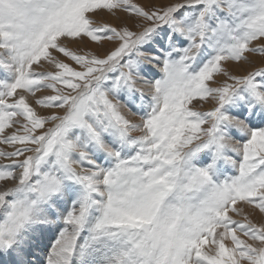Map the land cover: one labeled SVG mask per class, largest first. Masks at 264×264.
Returning <instances> with one entry per match:
<instances>
[{"label": "snow or ice", "instance_id": "1", "mask_svg": "<svg viewBox=\"0 0 264 264\" xmlns=\"http://www.w3.org/2000/svg\"><path fill=\"white\" fill-rule=\"evenodd\" d=\"M0 264H264V0H0Z\"/></svg>", "mask_w": 264, "mask_h": 264}, {"label": "rangeland", "instance_id": "2", "mask_svg": "<svg viewBox=\"0 0 264 264\" xmlns=\"http://www.w3.org/2000/svg\"><path fill=\"white\" fill-rule=\"evenodd\" d=\"M162 2H166V0H162Z\"/></svg>", "mask_w": 264, "mask_h": 264}]
</instances>
